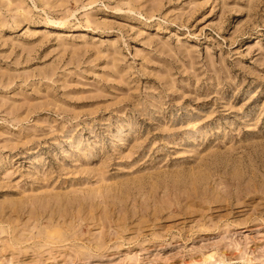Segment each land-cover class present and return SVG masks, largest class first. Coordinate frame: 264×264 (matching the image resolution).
Masks as SVG:
<instances>
[{
    "label": "rangeland",
    "instance_id": "1",
    "mask_svg": "<svg viewBox=\"0 0 264 264\" xmlns=\"http://www.w3.org/2000/svg\"><path fill=\"white\" fill-rule=\"evenodd\" d=\"M0 264H264V0H0Z\"/></svg>",
    "mask_w": 264,
    "mask_h": 264
}]
</instances>
